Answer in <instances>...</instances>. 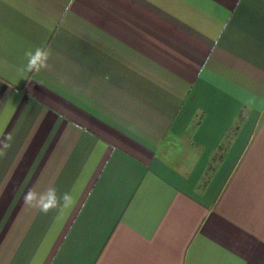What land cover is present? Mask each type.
I'll list each match as a JSON object with an SVG mask.
<instances>
[{
    "label": "crops",
    "instance_id": "obj_1",
    "mask_svg": "<svg viewBox=\"0 0 264 264\" xmlns=\"http://www.w3.org/2000/svg\"><path fill=\"white\" fill-rule=\"evenodd\" d=\"M6 137L0 264H264V0H0Z\"/></svg>",
    "mask_w": 264,
    "mask_h": 264
},
{
    "label": "clouds",
    "instance_id": "obj_2",
    "mask_svg": "<svg viewBox=\"0 0 264 264\" xmlns=\"http://www.w3.org/2000/svg\"><path fill=\"white\" fill-rule=\"evenodd\" d=\"M24 57L27 63L22 67L25 73L40 72L49 67L48 60L50 52L43 46H36L34 49L29 48L25 50ZM5 139H0V146L8 148L10 145L5 142ZM3 155V152H0ZM25 203L43 214H48L52 210H57L62 217L65 213L72 209L75 204V197L70 192H65L62 195L57 194L55 187H49L43 192H37L34 188L29 189L24 196Z\"/></svg>",
    "mask_w": 264,
    "mask_h": 264
},
{
    "label": "rangeland",
    "instance_id": "obj_3",
    "mask_svg": "<svg viewBox=\"0 0 264 264\" xmlns=\"http://www.w3.org/2000/svg\"><path fill=\"white\" fill-rule=\"evenodd\" d=\"M169 144H171L170 145V147L168 148L170 151H169V155L171 156H168V157H170V158H172L173 156H175V157H177L175 154H176V152H177V145H178V142H177V140H175V139H173V140H171L170 141V143ZM167 155V154H166ZM174 158V157H173Z\"/></svg>",
    "mask_w": 264,
    "mask_h": 264
}]
</instances>
